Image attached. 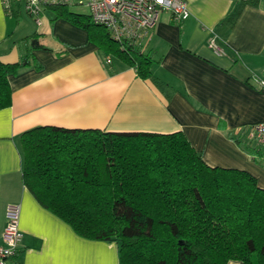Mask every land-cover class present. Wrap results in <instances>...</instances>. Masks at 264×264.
<instances>
[{"label":"crops","instance_id":"obj_1","mask_svg":"<svg viewBox=\"0 0 264 264\" xmlns=\"http://www.w3.org/2000/svg\"><path fill=\"white\" fill-rule=\"evenodd\" d=\"M186 1L187 20L165 12L145 39L154 64L144 80L51 7L37 25L24 0H0V61L29 62L10 76L12 104L0 110V242L9 205L20 206L24 232L8 264H120L117 243L81 237L26 187L21 136L36 127L183 132L209 166L247 171L264 189V147L251 135L264 121L252 81L264 77V0Z\"/></svg>","mask_w":264,"mask_h":264},{"label":"trees","instance_id":"obj_2","mask_svg":"<svg viewBox=\"0 0 264 264\" xmlns=\"http://www.w3.org/2000/svg\"><path fill=\"white\" fill-rule=\"evenodd\" d=\"M51 9L141 79L153 76L142 49L114 41L89 15ZM33 47L43 48L36 36ZM28 65L0 61V110L12 104L10 76ZM21 145L38 202L81 237L117 243L120 264H264V189L247 171L209 166L183 132L42 126Z\"/></svg>","mask_w":264,"mask_h":264},{"label":"built area","instance_id":"obj_3","mask_svg":"<svg viewBox=\"0 0 264 264\" xmlns=\"http://www.w3.org/2000/svg\"><path fill=\"white\" fill-rule=\"evenodd\" d=\"M75 5L84 6L92 22L106 29L114 41L140 49L163 13H171L177 22L191 16L186 0H24L26 12L37 25H42L46 8ZM6 6L10 9L9 1ZM252 81L259 91L264 92V77L254 76ZM251 135L257 145L264 147V121L253 126ZM6 218L0 242V264H8L19 253L24 239L20 206L9 205Z\"/></svg>","mask_w":264,"mask_h":264},{"label":"rangeland","instance_id":"obj_4","mask_svg":"<svg viewBox=\"0 0 264 264\" xmlns=\"http://www.w3.org/2000/svg\"><path fill=\"white\" fill-rule=\"evenodd\" d=\"M72 12H76L78 14H88V10L84 6L75 5L70 7Z\"/></svg>","mask_w":264,"mask_h":264}]
</instances>
